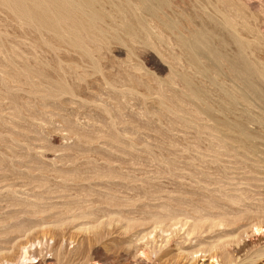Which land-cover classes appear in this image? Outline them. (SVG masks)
Segmentation results:
<instances>
[{"label":"rangeland","instance_id":"1","mask_svg":"<svg viewBox=\"0 0 264 264\" xmlns=\"http://www.w3.org/2000/svg\"><path fill=\"white\" fill-rule=\"evenodd\" d=\"M262 188L264 0H0V264H264Z\"/></svg>","mask_w":264,"mask_h":264},{"label":"bare ground","instance_id":"2","mask_svg":"<svg viewBox=\"0 0 264 264\" xmlns=\"http://www.w3.org/2000/svg\"><path fill=\"white\" fill-rule=\"evenodd\" d=\"M246 186H247V185H246ZM252 187H253V186H252ZM252 187H251V188H252ZM235 188H236V187H235ZM254 188H255V187H254ZM236 189H237V188H236ZM263 189H264V188H262V190H263ZM253 190H254V189H253ZM234 191H235V190H234ZM243 191H245V190H243ZM236 192H237V191H236ZM247 193H249V192L247 191ZM237 194H239V193H237ZM240 194H241V193H240ZM240 194H239V195H240ZM244 194H245V193H244ZM252 194H253V193H252ZM261 194H263V193H261ZM241 195H242V194H241ZM245 195H246V194H245ZM255 195H256V194H254V196H255ZM257 195H258V194H257ZM257 195H256V196H257ZM237 196H238V195H237ZM231 197H232V196H231ZM242 197H244V196H242ZM250 197H253V196H250ZM258 197H259V196H258ZM249 199H250V198H248V200H249ZM235 200H236V199H235ZM239 201H240V200H239ZM257 202H258V201H257ZM263 202H264V201H263ZM185 219H186V217H185ZM260 219H261V218H260ZM182 220H184V219H182ZM192 220H193V219H192ZM251 221H252V220H251ZM255 221H256V220H255ZM190 222H191V221H190ZM190 224H191V223H189V226H190ZM262 224H263V223L258 222V223H256V224H253L252 226L255 225L256 227H261V226H263ZM185 231H186V230H185ZM250 232H251V234L253 233V232H252V227L250 228ZM251 234H250V235H251ZM251 239H252V238H251ZM239 240H241V239H239ZM141 247H142V246H141ZM237 247H238V246H237ZM23 249H24V248H23ZM154 249H155V248H154ZM26 251H27V250H26ZM26 251H22V253H23V257H24V258H26V257H25V253H26ZM197 251H201V252H203V251H205V249H200V250H197ZM194 252H196V251H194ZM211 252H212V251H211ZM213 252H214V251H213ZM213 252H212V253H213ZM142 253H144V252H142ZM197 253H198V252H197ZM20 255H21V253H20ZM26 255H28V254H26ZM143 255H144V254H143ZM205 255H206V254H205ZM152 256H153V255H152ZM194 256H195V255H194ZM194 256H193V257H194ZM206 256H207V255H206ZM210 258H211V257H210ZM212 258H213V257H212ZM152 259H153V258H152ZM213 259H214V258H213ZM198 261H199V260H198ZM20 262H21V261H20ZM22 263H23V262H21V264H22ZM231 264H232V263H231Z\"/></svg>","mask_w":264,"mask_h":264}]
</instances>
